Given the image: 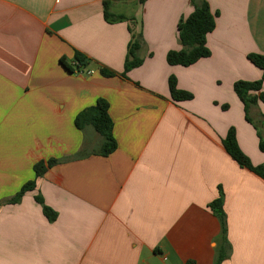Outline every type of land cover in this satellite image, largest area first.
I'll return each instance as SVG.
<instances>
[{"label": "crops", "instance_id": "0c3cea01", "mask_svg": "<svg viewBox=\"0 0 264 264\" xmlns=\"http://www.w3.org/2000/svg\"><path fill=\"white\" fill-rule=\"evenodd\" d=\"M203 1L218 13L211 56L169 66L179 22ZM104 2L124 18L107 22ZM133 42L143 63L124 75ZM76 51L89 66L72 74L60 60ZM252 54L264 56V0H0V202L35 180V164L66 159L0 207V264H216L223 248L221 264H264V179L223 145L234 128L264 166V105L249 110L254 126L234 91L262 78ZM170 77L193 99L174 101ZM99 99L117 142L108 157L93 127L74 124ZM220 191L227 243L210 208Z\"/></svg>", "mask_w": 264, "mask_h": 264}, {"label": "trees", "instance_id": "16d2710c", "mask_svg": "<svg viewBox=\"0 0 264 264\" xmlns=\"http://www.w3.org/2000/svg\"><path fill=\"white\" fill-rule=\"evenodd\" d=\"M146 0H140L143 4ZM111 2H104V18L107 22H115L123 19L122 16H115L109 12ZM218 13H213L209 4L206 1L196 4L192 14L185 20H181L177 27L178 40L182 46L180 50L170 51L167 54V63L169 66L190 67L201 59H206L211 56V51L207 47V36L216 28V19ZM139 44L133 42L128 49V56L125 61L124 75L131 70L142 65L137 52ZM248 60L262 72L261 80L248 82L238 81L234 85V91L244 106L245 119L248 123L253 124L249 116V110L253 105H264V56L252 54L248 56ZM61 65L70 73L83 72L89 66L88 58L76 51L74 55V64L70 65L65 58H61ZM102 76L110 78L114 77L115 73L102 68L100 70ZM169 89L174 101H187L193 99L192 94L180 91L177 89V81L175 77L169 78ZM109 103L104 99H99L95 106L84 109L75 118V127L78 130H84L86 127H93L94 130L103 138L101 148L95 152V155L108 157L116 151L117 142L113 134V120L109 114ZM255 126V125H254ZM259 138V149L264 152V137L262 131L255 126ZM223 145L227 153L243 168H247L258 176L264 179V166H253L250 159L241 151L236 137V131L231 128L223 140ZM75 158V157H74ZM65 160L50 159L47 162L41 161L34 165L35 180L26 183L20 191L12 198L0 202V207L4 205H14L20 202L23 196L36 189L37 179L43 177L46 172L62 163ZM35 200L41 205L44 215L49 221L54 222L57 214L47 207L40 195L35 196ZM224 195L220 191L219 198L214 200L210 208L215 216L221 222L222 235L227 243L225 235L227 231L226 214L223 209ZM227 257L226 249H222L217 257L216 264H221Z\"/></svg>", "mask_w": 264, "mask_h": 264}, {"label": "built area", "instance_id": "2783aa9c", "mask_svg": "<svg viewBox=\"0 0 264 264\" xmlns=\"http://www.w3.org/2000/svg\"><path fill=\"white\" fill-rule=\"evenodd\" d=\"M89 73H91V72H89Z\"/></svg>", "mask_w": 264, "mask_h": 264}]
</instances>
